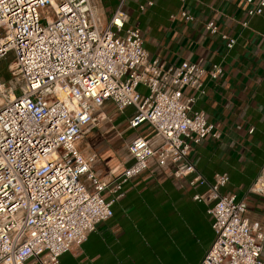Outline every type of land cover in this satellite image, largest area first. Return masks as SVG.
<instances>
[{
  "label": "built area",
  "instance_id": "obj_1",
  "mask_svg": "<svg viewBox=\"0 0 264 264\" xmlns=\"http://www.w3.org/2000/svg\"><path fill=\"white\" fill-rule=\"evenodd\" d=\"M130 1L119 0L103 22L95 0H0V62L15 54L11 78L0 82V264H60L113 217L123 185L148 172L208 186L194 199L209 205L216 237L200 264H264V227L248 216V196L264 197V168L241 198L221 192L227 173L213 182L201 174L188 178L197 172L191 145L220 136L193 107L206 93L205 77L218 79L223 67L150 57L142 31L129 25ZM247 4L249 17L263 15L264 0ZM180 15L195 19L185 9ZM206 29L229 49L237 42L214 20ZM110 101L119 113L135 108L130 129L144 122L152 129L128 143L131 165L108 178L95 169L99 154L83 152L79 143Z\"/></svg>",
  "mask_w": 264,
  "mask_h": 264
},
{
  "label": "crops",
  "instance_id": "obj_2",
  "mask_svg": "<svg viewBox=\"0 0 264 264\" xmlns=\"http://www.w3.org/2000/svg\"><path fill=\"white\" fill-rule=\"evenodd\" d=\"M148 1L154 5L141 11L139 6ZM95 4L107 22L119 0ZM247 7V0H132L125 6L129 25L142 31L150 57L167 65L188 59L223 67L218 79L205 77L206 93L193 107L205 113L220 136L209 135L191 145L188 156L197 172L188 178L201 174L213 182L216 174L227 173L230 179L221 192L238 198L264 168V13L249 17ZM182 9L195 19L184 20ZM211 20L221 33L236 38L233 48L219 34L207 31ZM185 93L197 95L191 88ZM134 114L132 106L119 113L113 102H107L98 127L79 143L83 152L99 154L95 169L104 177L130 166L128 143L149 133H133L129 124ZM207 189L193 188L165 173L148 172L129 180L123 185L124 195L112 205L113 217L98 224L81 246L64 253L60 264H200L216 237L209 205L194 199ZM248 216L264 227V197L248 196Z\"/></svg>",
  "mask_w": 264,
  "mask_h": 264
},
{
  "label": "rangeland",
  "instance_id": "obj_3",
  "mask_svg": "<svg viewBox=\"0 0 264 264\" xmlns=\"http://www.w3.org/2000/svg\"><path fill=\"white\" fill-rule=\"evenodd\" d=\"M15 61V54L13 51H10L6 58H4L0 62V82L7 83L9 79L11 78V74L9 72V65L12 64ZM152 129L151 125L149 127L148 122L142 123L137 129L133 130V133L137 132H150ZM144 130V131H143Z\"/></svg>",
  "mask_w": 264,
  "mask_h": 264
}]
</instances>
